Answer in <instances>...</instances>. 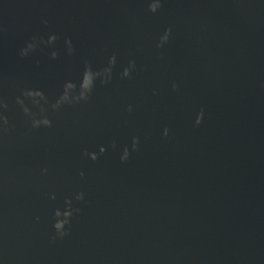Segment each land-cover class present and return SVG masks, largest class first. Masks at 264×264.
<instances>
[{"label": "water", "instance_id": "95a60500", "mask_svg": "<svg viewBox=\"0 0 264 264\" xmlns=\"http://www.w3.org/2000/svg\"><path fill=\"white\" fill-rule=\"evenodd\" d=\"M0 264H264V0H0Z\"/></svg>", "mask_w": 264, "mask_h": 264}]
</instances>
